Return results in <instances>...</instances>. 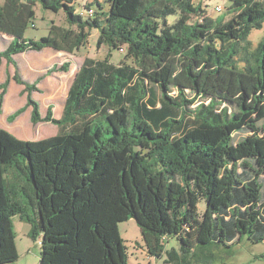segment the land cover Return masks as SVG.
<instances>
[{"label": "trees", "instance_id": "1", "mask_svg": "<svg viewBox=\"0 0 264 264\" xmlns=\"http://www.w3.org/2000/svg\"><path fill=\"white\" fill-rule=\"evenodd\" d=\"M196 1L0 5V34L11 38L0 61L14 67L0 84V114L12 80L23 87L31 123L59 129L38 141L0 129V264L18 258L14 216L31 226L30 238L41 236L39 264H127L118 225L129 220L146 253L166 255L165 264H209L212 248L244 236L264 242V36L255 47L248 39L264 24V0H225L215 19ZM36 4L62 11L67 27L51 22L46 36L26 38ZM168 16L176 17L171 25ZM93 30L97 47L122 51L124 60L85 59L61 117L48 106L42 118L32 97L41 78L24 80L14 57L45 48L74 54ZM170 238L179 251L165 248Z\"/></svg>", "mask_w": 264, "mask_h": 264}, {"label": "rangeland", "instance_id": "2", "mask_svg": "<svg viewBox=\"0 0 264 264\" xmlns=\"http://www.w3.org/2000/svg\"><path fill=\"white\" fill-rule=\"evenodd\" d=\"M95 1H100L106 7L109 6L108 0H76L77 7H84L88 4H93ZM4 0H0V5ZM195 2H197L195 0ZM220 6L222 11L220 13L215 12V7ZM228 3L225 0H203L202 7L206 11V15L217 18L225 15ZM35 17L33 24L35 26L29 27L26 31V36L33 40H39L41 37L48 34V29L51 22L62 27H67V23L64 19V14L62 11L58 13H53L48 10H44L40 4H36ZM176 20L175 16H168L167 22L169 25L173 24ZM194 20V19H193ZM35 27V28H33ZM264 36V24L260 30L251 31L248 39L255 47L257 43ZM4 38V37H3ZM97 32L93 30L88 39V43L81 48L80 51L74 54H60L56 55L54 59H50L45 62L40 58L37 52H24L17 54L15 56V64L21 70L23 69V75L26 81L32 83L28 74L24 73L28 63L31 60H36L39 65L35 66L37 75H40L43 82H41L42 90L34 95V99L39 104V111L41 116L46 115L47 107L52 106V112L54 118H60L63 111V102L66 98L67 91L73 81V78L78 71L79 67L85 59L93 60H103L106 57L114 63L119 64L120 61L124 60V52L110 50L106 46L97 47ZM7 46V41L0 39V50H4ZM33 62V61H31ZM68 62L70 68L68 72H54L48 74V71L54 66H61V64ZM125 62L129 64V61ZM52 65V66H51ZM45 66H51L47 71L43 68ZM12 74L14 72V67L10 66ZM27 72V71H26ZM11 74V73H10ZM11 74V75H12ZM12 81V80H11ZM34 82V81H33ZM23 88L11 82L7 88L6 94V113L5 123L9 127L13 128L15 132H9L14 137L23 141H38L50 137H54L59 133L57 126L41 122L37 125H33L30 121V116H27V112L22 113L18 119L14 122L7 121V117L15 109L22 107L26 104L25 95L22 93ZM171 94H175L172 92ZM189 95V94H188ZM11 108V109H10ZM12 110V111H11ZM10 111V113H9ZM3 115V116H4ZM8 132V131H7ZM205 202L200 201L197 205L198 214L201 215L205 210ZM12 226V231L14 233V243L18 258L16 261L9 264H39L40 257V235L35 239L30 238L31 226L19 219L18 216H14L10 219ZM119 233L124 241V245L127 253V264H165L167 256L164 255L161 259H155L150 257L144 248L141 234L139 228L136 226L133 220L120 223L118 225ZM165 248L167 250L175 249L179 251L180 243L176 238H170ZM227 253H226V252ZM212 260L209 264H264V242L261 243H251L245 236L239 239L236 243L229 246L228 248H212L211 249ZM179 257V254H178ZM192 264H202V263H192Z\"/></svg>", "mask_w": 264, "mask_h": 264}, {"label": "crops", "instance_id": "3", "mask_svg": "<svg viewBox=\"0 0 264 264\" xmlns=\"http://www.w3.org/2000/svg\"><path fill=\"white\" fill-rule=\"evenodd\" d=\"M35 26V25H34ZM33 28H35V27H33ZM4 37V38H3ZM25 37L26 38H28L27 36H26V32H25ZM2 38V40H4L5 39V41H7V45L10 43V41H11V38L10 37H8V36H6V35H3V34H0V39ZM1 51V50H0ZM31 52H35V51H31ZM39 55H40V58L42 59V60H45V62H47V61H49L50 59H54V57L57 55H60V54H67V53H62V52H57V51H55V50H52V49H50V48H45V49H43L42 51H39V52H37ZM14 59H15V57H14ZM31 61H33V62H31ZM27 65H28V67H26V71L24 70V73L26 74H28V76L30 77V78H32L31 79V81L33 82V81H35V80H37L38 78H40L41 76L40 75H37L36 73H32V72H36V68H35V66H38L39 65V63L37 64L36 63V60L34 59V60H31ZM10 66L11 65H9V64H7V62L5 61V60H1L0 61V84L5 80V77H6V71H9L11 74H12V70H11V68H10ZM52 66V65H51ZM51 66H45L44 68H43V70L45 69L46 71L49 69V68H51ZM57 66V65H56ZM19 68V67H18ZM19 72H20V74H21V76H22V78L24 79V80H26L25 78H24V75H23V69L21 70V68H19ZM52 73H54V72H52ZM52 73H50V74H52ZM26 74V75H27ZM49 74V75H50ZM44 81V79L42 80V78L40 79V81H39V83H38V85H37V87L39 88V92H41V90H42V87H41V82H43ZM11 82H13V81H10V83H9V85L11 84ZM22 87V86H21ZM23 88V87H22ZM39 92H33L32 93V97L34 98V95L36 94V93H39ZM6 94H7V91H6ZM6 94H5V96H4V103H3V107H2V112H1V114H0V129H4V130H6V131H8V132H15V130L13 129V128H11V127H9L8 126V124L7 123H5V115H4V113H6L5 111H6V106H5V104H6ZM66 99V98H65ZM64 102H65V100H64ZM64 102H63V104H64ZM22 107H25V105L24 106H22ZM19 108H21V107H19ZM19 108H17V109H19ZM11 109V108H10ZM17 109H15L13 112H15ZM12 111V110H11ZM13 112H11L10 113V111H9V113H10V115L13 113ZM24 112H27V116H30V114H31V108L30 107H25V110H24ZM23 112V113H24ZM4 115V116H3ZM9 115V116H10ZM19 117V116H18ZM18 117L16 118V119H18ZM42 118L44 117V116H41ZM8 118V117H7ZM6 118V119H7ZM15 119V120H16ZM55 119H59V118H55ZM14 120V121H15ZM8 121V120H7ZM13 121V122H14Z\"/></svg>", "mask_w": 264, "mask_h": 264}, {"label": "built area", "instance_id": "4", "mask_svg": "<svg viewBox=\"0 0 264 264\" xmlns=\"http://www.w3.org/2000/svg\"><path fill=\"white\" fill-rule=\"evenodd\" d=\"M215 12L220 13L222 11V8L220 6L215 7Z\"/></svg>", "mask_w": 264, "mask_h": 264}]
</instances>
